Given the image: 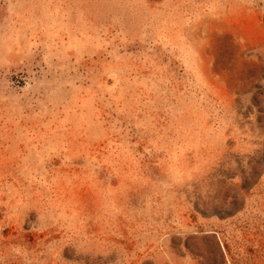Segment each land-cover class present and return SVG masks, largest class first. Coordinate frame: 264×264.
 Returning a JSON list of instances; mask_svg holds the SVG:
<instances>
[{"label": "rangeland", "instance_id": "rangeland-1", "mask_svg": "<svg viewBox=\"0 0 264 264\" xmlns=\"http://www.w3.org/2000/svg\"><path fill=\"white\" fill-rule=\"evenodd\" d=\"M0 264H264V0H0Z\"/></svg>", "mask_w": 264, "mask_h": 264}]
</instances>
